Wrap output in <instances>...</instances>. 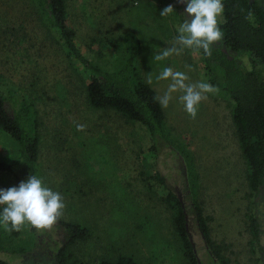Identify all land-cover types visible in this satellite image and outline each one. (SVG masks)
<instances>
[{"label":"rangeland","instance_id":"obj_1","mask_svg":"<svg viewBox=\"0 0 264 264\" xmlns=\"http://www.w3.org/2000/svg\"><path fill=\"white\" fill-rule=\"evenodd\" d=\"M66 3L67 25L81 54L94 66L107 72L119 69L134 38L142 46L137 60L142 76L148 83L152 75L148 84L158 96L169 83L156 80L165 67L185 72L188 83H208L199 51L185 49L179 56L154 60L174 46L178 28L188 18L180 0ZM169 5L174 13L161 17ZM214 45L221 47V42ZM229 54L237 64L250 66L247 53ZM0 77L1 84L36 113L38 169L44 184L63 197L66 207L60 219L89 231L86 240L70 247L74 264H98L120 255L138 264H186L163 200L166 190L155 182V171L182 200L191 241L203 264L219 256L231 264L264 262V188L255 201L247 197L246 167L232 124V101L226 95L209 94L193 120L183 110L180 93L173 94L169 107L163 108L172 150L156 159L144 126L88 105V73L57 40L34 0H0ZM77 124L84 130L77 131ZM17 157V143L0 130V161L10 163ZM10 187L18 186L0 172V189ZM193 202L207 218L218 257L199 232ZM254 216L260 234L253 241ZM57 225L36 230L26 222L20 231L0 226V264H54L64 243Z\"/></svg>","mask_w":264,"mask_h":264},{"label":"trees","instance_id":"obj_2","mask_svg":"<svg viewBox=\"0 0 264 264\" xmlns=\"http://www.w3.org/2000/svg\"><path fill=\"white\" fill-rule=\"evenodd\" d=\"M50 29L68 54L88 73L85 97L95 110H112L129 122L144 126L150 136V153L157 157L172 150L163 108L154 97L156 91L145 82L138 64L142 46L136 39L130 42L128 58L119 69L107 72L94 66L80 52L75 33L68 27L66 0H34ZM168 4L172 0H165ZM224 13L220 23L223 32L221 47L214 45L211 55L199 50L208 83L218 88L232 101L231 119L238 147L246 167L247 197L256 200L264 188V6L257 0H223ZM252 12L249 17L248 13ZM247 53L250 66L243 67L230 56ZM0 130L18 145L16 160L0 161V172H5L16 185L31 175L41 179L38 169L40 135L36 113L24 98L1 84L0 77ZM153 178L166 190L163 200L171 213V224L178 237L186 264H197L193 243L188 231L187 210L180 197L166 185V178L155 171ZM253 202V201H252ZM191 210L205 242L219 256V248L211 240L207 218L199 204L193 202ZM57 226L63 230L64 243L54 255V264H74L70 247L88 238L86 227L65 222L59 218ZM252 239L257 240L260 229L254 216L250 224ZM219 259L220 256H219ZM33 264H43L35 262ZM51 264V263H50ZM98 264H138L132 257L120 255L115 259H101Z\"/></svg>","mask_w":264,"mask_h":264},{"label":"clouds","instance_id":"obj_3","mask_svg":"<svg viewBox=\"0 0 264 264\" xmlns=\"http://www.w3.org/2000/svg\"><path fill=\"white\" fill-rule=\"evenodd\" d=\"M186 5L187 19L178 28L179 35L173 47L164 49L154 56L155 61H163L173 55H181L185 49L205 55H211L214 44L223 40L220 23L223 20V0H180ZM264 6V2L261 3ZM174 13L172 5L165 7L160 15L167 17ZM253 14L250 11L248 16ZM178 45L179 47H177ZM190 69V66H186ZM157 81H169L163 95L154 97L162 108L167 109L173 100V94L180 93L179 101L183 110L193 120L196 119L199 106L208 99L209 94L218 92V88L207 82L188 83L185 72L165 67L156 77ZM147 82L152 83L148 74ZM77 131H83L84 125L77 124ZM66 205L59 192L47 187L43 180L31 175L18 187L0 189V226L6 231H20L27 222L36 230L49 229L63 215Z\"/></svg>","mask_w":264,"mask_h":264},{"label":"flooded vegetation","instance_id":"obj_4","mask_svg":"<svg viewBox=\"0 0 264 264\" xmlns=\"http://www.w3.org/2000/svg\"><path fill=\"white\" fill-rule=\"evenodd\" d=\"M207 244V243H206ZM208 248L210 247L211 248V246H209L208 244L206 245ZM193 249H194V253H195V255H196V257H197V264H203L200 260H199V258H198V256H197V252H196V249H195V247H194V245H193ZM211 252V251H210ZM213 262H216V264H231V262H230V260H225V259H220V260H213L212 259V261H211V263H209V264H214ZM234 264H237V263H234ZM261 264H264V262H263V260L261 261Z\"/></svg>","mask_w":264,"mask_h":264}]
</instances>
